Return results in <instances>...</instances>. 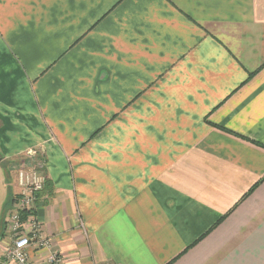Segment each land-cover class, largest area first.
Masks as SVG:
<instances>
[{
    "label": "crops",
    "instance_id": "crops-1",
    "mask_svg": "<svg viewBox=\"0 0 264 264\" xmlns=\"http://www.w3.org/2000/svg\"><path fill=\"white\" fill-rule=\"evenodd\" d=\"M32 148L33 264H264V0H0V262Z\"/></svg>",
    "mask_w": 264,
    "mask_h": 264
},
{
    "label": "built area",
    "instance_id": "built-area-1",
    "mask_svg": "<svg viewBox=\"0 0 264 264\" xmlns=\"http://www.w3.org/2000/svg\"><path fill=\"white\" fill-rule=\"evenodd\" d=\"M41 154L38 148L30 149L25 156L30 161V166L19 168L18 194L5 223L11 238L3 245L4 257L0 264H33L29 248L49 249L53 246L49 237L43 234V224L38 216L39 199L45 189L46 177L37 166H32V161H36ZM60 261L61 252L54 251L50 254L49 264Z\"/></svg>",
    "mask_w": 264,
    "mask_h": 264
},
{
    "label": "rangeland",
    "instance_id": "rangeland-1",
    "mask_svg": "<svg viewBox=\"0 0 264 264\" xmlns=\"http://www.w3.org/2000/svg\"><path fill=\"white\" fill-rule=\"evenodd\" d=\"M32 149H35V148H32ZM35 161L33 162L32 161V166H34L35 165ZM20 167L19 168H22L23 166H30V161L28 160V159H25V157L24 158H22L21 160H20ZM40 165L42 166L41 168H43V166H44V162L42 161V162H40ZM42 173H43V171H41ZM44 174V173H43ZM44 176L46 177V184H45V187H46V185L48 184V176L46 175V174H44Z\"/></svg>",
    "mask_w": 264,
    "mask_h": 264
},
{
    "label": "trees",
    "instance_id": "trees-1",
    "mask_svg": "<svg viewBox=\"0 0 264 264\" xmlns=\"http://www.w3.org/2000/svg\"><path fill=\"white\" fill-rule=\"evenodd\" d=\"M40 156H41V155H40ZM40 156H39V158H41Z\"/></svg>",
    "mask_w": 264,
    "mask_h": 264
}]
</instances>
